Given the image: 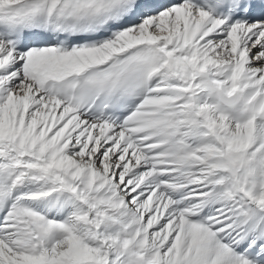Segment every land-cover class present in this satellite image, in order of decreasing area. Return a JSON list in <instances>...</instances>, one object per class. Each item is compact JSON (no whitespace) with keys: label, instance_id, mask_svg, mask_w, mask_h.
<instances>
[{"label":"snow or ice","instance_id":"snow-or-ice-1","mask_svg":"<svg viewBox=\"0 0 264 264\" xmlns=\"http://www.w3.org/2000/svg\"><path fill=\"white\" fill-rule=\"evenodd\" d=\"M0 264H264V0H0Z\"/></svg>","mask_w":264,"mask_h":264}]
</instances>
